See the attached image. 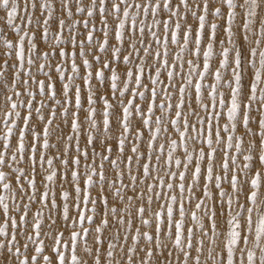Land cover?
I'll list each match as a JSON object with an SVG mask.
<instances>
[{"label": "snow or ice", "instance_id": "6c2138e0", "mask_svg": "<svg viewBox=\"0 0 264 264\" xmlns=\"http://www.w3.org/2000/svg\"><path fill=\"white\" fill-rule=\"evenodd\" d=\"M0 264H264V0H0Z\"/></svg>", "mask_w": 264, "mask_h": 264}]
</instances>
